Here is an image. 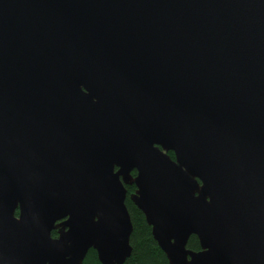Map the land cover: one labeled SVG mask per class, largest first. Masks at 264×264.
Here are the masks:
<instances>
[{"label": "water", "instance_id": "obj_1", "mask_svg": "<svg viewBox=\"0 0 264 264\" xmlns=\"http://www.w3.org/2000/svg\"><path fill=\"white\" fill-rule=\"evenodd\" d=\"M131 183L169 264H264V0H0V264H124Z\"/></svg>", "mask_w": 264, "mask_h": 264}, {"label": "trees", "instance_id": "obj_2", "mask_svg": "<svg viewBox=\"0 0 264 264\" xmlns=\"http://www.w3.org/2000/svg\"><path fill=\"white\" fill-rule=\"evenodd\" d=\"M168 154L174 158L172 151ZM130 214L133 229L130 235L132 251L124 264H169L168 260L160 249L151 234V227L146 223L143 213L129 200L125 201ZM52 233H55L52 231ZM188 248L198 250L199 242L195 235H191L187 241ZM82 264H100L96 251L90 249Z\"/></svg>", "mask_w": 264, "mask_h": 264}, {"label": "flooded vegetation", "instance_id": "obj_3", "mask_svg": "<svg viewBox=\"0 0 264 264\" xmlns=\"http://www.w3.org/2000/svg\"><path fill=\"white\" fill-rule=\"evenodd\" d=\"M135 173H136L135 170L131 171V174H132L133 176L135 175ZM124 186H125V188H126V198H125V201H126V200H129L130 202H132V201H131V198H130V194H131L132 192H134V190H135V185H134V183H131V184H124ZM132 203H133V202H132ZM53 231L57 233V230H53Z\"/></svg>", "mask_w": 264, "mask_h": 264}, {"label": "rangeland", "instance_id": "obj_4", "mask_svg": "<svg viewBox=\"0 0 264 264\" xmlns=\"http://www.w3.org/2000/svg\"><path fill=\"white\" fill-rule=\"evenodd\" d=\"M52 236H54V237L57 236V233L56 232L55 233H52Z\"/></svg>", "mask_w": 264, "mask_h": 264}]
</instances>
